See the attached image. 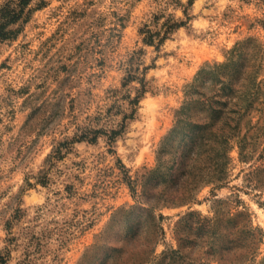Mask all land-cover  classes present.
Instances as JSON below:
<instances>
[{
  "label": "rangeland",
  "instance_id": "rangeland-1",
  "mask_svg": "<svg viewBox=\"0 0 264 264\" xmlns=\"http://www.w3.org/2000/svg\"><path fill=\"white\" fill-rule=\"evenodd\" d=\"M188 1L31 0L10 25L17 33L0 41V264H264V81L231 148L213 152L229 156L226 179L155 220L132 208L149 170L163 189L183 160L186 140L171 130L199 70L249 37L264 51V0ZM186 5L190 21L159 49L143 42L144 24L185 18ZM132 65L138 77L124 83ZM141 76L148 89L110 139ZM205 154L192 162L207 164Z\"/></svg>",
  "mask_w": 264,
  "mask_h": 264
},
{
  "label": "trees",
  "instance_id": "trees-1",
  "mask_svg": "<svg viewBox=\"0 0 264 264\" xmlns=\"http://www.w3.org/2000/svg\"><path fill=\"white\" fill-rule=\"evenodd\" d=\"M31 0H8L0 6V41L11 39L17 33V29L10 28L25 17L26 9ZM188 1V5L192 4ZM188 5L184 6L185 18H167L161 28L153 29L149 24H144L139 33L145 44L155 45L159 49L166 38L180 26H185L191 19ZM155 18H158L157 15ZM140 51H135L137 54ZM264 51L259 42L254 38L239 41L231 49L226 60L223 62L207 63L202 67L194 80L186 90L187 99L177 111V121L171 134L182 135L186 140L184 147L185 155L166 188L160 189V184L155 181L158 168L149 170L141 180L142 193L137 204L132 208L144 210L152 220L157 219L155 211L161 206L181 205L195 201L196 192L206 183L222 181L227 178L226 161L221 162L213 154L222 149L228 151L233 139L238 136L241 128V120L250 113L252 103L259 97V87L264 81L261 76ZM130 60V61H131ZM148 67L145 66V69ZM133 65L127 70L124 83L136 79ZM143 73V72H142ZM140 85L137 94L129 98L130 112L125 113L120 129H112L109 136L114 139L116 134L125 127V120L132 118L137 110L140 98L148 89L145 76L138 78ZM206 114L202 115L203 112ZM196 115V116H194ZM202 115V116H199ZM95 130L92 136L82 133L75 140L96 139ZM70 141L65 140L53 151L49 158L62 157V146H67ZM245 138L239 140L241 150L245 146ZM206 153L207 164L200 162L194 164L198 153ZM211 153V155H210ZM192 160L194 162H192ZM191 163V165H190ZM128 184L136 193V187ZM163 217L158 214V220ZM163 228L160 224L147 231L144 239L145 259L153 252L152 246L160 235ZM108 262V260H107Z\"/></svg>",
  "mask_w": 264,
  "mask_h": 264
}]
</instances>
